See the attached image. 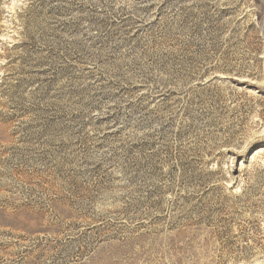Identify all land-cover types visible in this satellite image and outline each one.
<instances>
[{
	"label": "rangeland",
	"instance_id": "1",
	"mask_svg": "<svg viewBox=\"0 0 264 264\" xmlns=\"http://www.w3.org/2000/svg\"><path fill=\"white\" fill-rule=\"evenodd\" d=\"M0 264H264V0H0Z\"/></svg>",
	"mask_w": 264,
	"mask_h": 264
}]
</instances>
